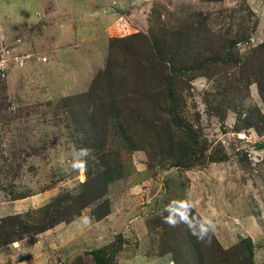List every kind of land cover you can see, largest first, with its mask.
<instances>
[{
    "label": "rangeland",
    "instance_id": "rangeland-1",
    "mask_svg": "<svg viewBox=\"0 0 264 264\" xmlns=\"http://www.w3.org/2000/svg\"><path fill=\"white\" fill-rule=\"evenodd\" d=\"M149 51L174 69L176 109L130 94ZM1 249L6 264H264V0H0Z\"/></svg>",
    "mask_w": 264,
    "mask_h": 264
},
{
    "label": "trees",
    "instance_id": "trees-1",
    "mask_svg": "<svg viewBox=\"0 0 264 264\" xmlns=\"http://www.w3.org/2000/svg\"><path fill=\"white\" fill-rule=\"evenodd\" d=\"M185 42H186V38H185ZM110 50L108 52V58L106 59L105 62V66L102 70L98 71L97 74L94 76L93 78V82H92V88L94 87H98L99 85H101L103 83V81H105L106 79H108L109 77H111L112 75V65H111V61L109 62L110 59ZM150 52V51H149ZM146 53V52H145ZM152 52H150V56L149 58L146 57L143 62L142 65L137 67V71L140 73V77L143 78V83L140 84V88L144 87L147 89H143L144 91H131L130 94L135 96H142V97H146L144 98L147 99V97H152L153 99H158V98H162L163 99V103H169L173 109L178 108V106H176L177 102L179 101V96L176 94V91H178L179 89H177V87H175V83H173V77L175 76L174 73V69H169L168 72L166 71V66L160 64V63H156L154 56L151 54ZM180 68H178L179 71ZM189 70L185 69L182 67L181 71L179 72V77L182 74H186ZM188 74V73H187ZM155 82H159V83H154ZM136 83V82H135ZM90 88V89H92ZM139 93H142L139 94ZM165 101V102H164ZM139 103V102H137ZM157 102H153V105H150V101L149 102H145L144 107H139L138 112L140 113H146L148 112V107L149 106H154L156 105ZM148 106V107H147ZM123 109L117 111L118 113L123 112H137L133 106L130 108L127 105H123ZM150 108V107H149ZM152 109V107L150 108V110ZM97 217V216H96ZM48 228L42 227V229H39V231H45ZM249 249V247H248Z\"/></svg>",
    "mask_w": 264,
    "mask_h": 264
},
{
    "label": "crops",
    "instance_id": "crops-1",
    "mask_svg": "<svg viewBox=\"0 0 264 264\" xmlns=\"http://www.w3.org/2000/svg\"><path fill=\"white\" fill-rule=\"evenodd\" d=\"M117 6V8L119 9V10H121V8L123 7V5L122 4H118V5H116ZM2 13H3V10H2ZM6 14V13H5ZM24 14H25V12H22V10L19 12V11H15V13L13 14V17L15 18V20L17 21V20H19V19H21V17H23L24 16ZM98 15H99V17H96L95 18V20H91V22L89 23V24H87L86 25V27H88V28H90V31H92V32H95V34H96V31H98V28L100 27V26H102V24L103 25H110V24H112V26L114 25V24H116V23H118L117 22V19H118V17H121L120 16V14H117V11H115L114 12V14L113 15H109V16H104V15H102V13L100 12V13H98ZM121 26V25H120ZM102 28V27H101ZM122 29V28H121ZM124 30V29H123ZM84 33H85V31H84ZM84 33H82L83 35H84ZM93 34V33H92ZM91 35V34H90ZM94 35V34H93ZM108 36V35H107ZM46 42H48V45L47 46H45V45H43L44 47L43 48H46L47 50L48 49H50L49 47H50V44L51 43H49V40H47ZM78 42V41H77ZM80 44H82V43H80ZM94 71V69L92 70V72ZM81 75H79L78 76V78L76 77V78H74L73 79V81L72 82H70V80H64V82H62V84H61V87H65V88H76V87H79V86H81V81H82V78H79ZM84 78V77H83ZM88 81H86V83H87ZM85 83V84H86ZM85 84H84V86H85ZM6 252H8V251H6L5 249H1L0 250V264H6V263H8V259L6 258V255H7V253Z\"/></svg>",
    "mask_w": 264,
    "mask_h": 264
},
{
    "label": "clouds",
    "instance_id": "clouds-1",
    "mask_svg": "<svg viewBox=\"0 0 264 264\" xmlns=\"http://www.w3.org/2000/svg\"><path fill=\"white\" fill-rule=\"evenodd\" d=\"M80 154L83 155V156H87L88 155V150L87 149H82Z\"/></svg>",
    "mask_w": 264,
    "mask_h": 264
}]
</instances>
